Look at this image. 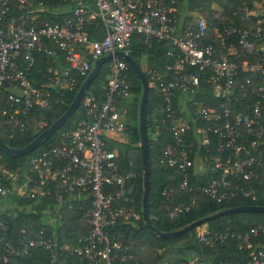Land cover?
Instances as JSON below:
<instances>
[{
	"label": "built area",
	"instance_id": "1",
	"mask_svg": "<svg viewBox=\"0 0 264 264\" xmlns=\"http://www.w3.org/2000/svg\"><path fill=\"white\" fill-rule=\"evenodd\" d=\"M182 1L0 0V121L7 138L23 133L22 119L31 109L48 108L49 90L72 92L75 77L85 78L95 60L114 52L129 54L132 36L137 34L147 45L167 42L172 48L164 54L171 64L163 68L171 78L166 80L152 69L144 72L148 88L162 100L171 139L158 163L180 172L179 188L185 193L197 191L215 204L250 197L233 180L264 182V65L242 55L264 58V20L251 22L252 13L242 4L241 20L247 26L235 28L232 21L225 23L220 13H213L211 20L220 27L207 37L208 12L195 9L190 22L182 26L178 14ZM45 14L52 21L44 19ZM96 20L102 35L90 39L84 30ZM37 55L45 63L38 79L33 73ZM127 66L118 57L101 66L102 99L84 94L82 118L58 131L51 146L28 160V174L18 188L6 186L17 176L0 164V199L14 194L69 214L77 204L89 229L74 244L58 247L69 264H122L130 252L109 230L139 219L128 206L132 201L126 189L133 175L119 169L117 151L107 148L126 130ZM206 85L214 101L210 105L195 100ZM198 158L200 175L212 176L205 185L192 187L189 172ZM162 194L167 196L165 190ZM187 208L176 206L169 218ZM27 232L21 227L18 240L11 242L7 226L0 222V264H10L13 257L22 259L29 250L52 253L54 243L41 237L26 239ZM226 235L205 225L196 228L198 243L208 248L222 244ZM256 238L264 241V225L237 236L245 264H264V246L254 243Z\"/></svg>",
	"mask_w": 264,
	"mask_h": 264
},
{
	"label": "trees",
	"instance_id": "2",
	"mask_svg": "<svg viewBox=\"0 0 264 264\" xmlns=\"http://www.w3.org/2000/svg\"><path fill=\"white\" fill-rule=\"evenodd\" d=\"M90 1V0H88ZM264 0H189V9H200L208 12L206 35L210 37L212 29L219 28L216 22L212 21V6L220 11V20L223 22L232 21L235 28L247 26V21L241 20L243 15V5H246L252 13L255 11V4L262 3ZM211 8V9H210ZM48 15V14H47ZM45 14L43 17L46 18ZM61 16L55 20L58 21ZM264 20V14L259 17ZM51 20V19H49ZM249 20L254 22L258 20L256 16H249ZM52 21V20H51ZM217 25V26H216ZM216 26V27H215ZM85 33L90 39H99L102 35L101 24L98 20L91 25L85 27ZM206 37V39H207ZM204 39V40H206ZM233 46L237 48V43L232 40ZM167 42L151 43L149 45L143 42L140 35L132 36L131 48L129 55L138 65L141 57L145 58L147 67H152V70L163 73L165 79L171 76L164 71V66L171 64V60L164 56L165 52L171 50ZM243 59L249 62H259L264 65V58L251 54L242 55ZM139 67V65H138ZM45 69L43 59L37 55L34 67V76L38 79L41 77L42 71ZM39 70V71H38ZM145 75V73L143 72ZM126 75L129 81L130 103L125 105L126 114V130L125 135L127 140L125 144L118 142H110L107 145L109 150H115L118 153L117 164L120 170L133 175L127 197L131 199L132 204L128 205L139 215V219L133 222L119 223L109 230V235L122 245L130 248V252L126 255V260L122 264H218L220 262H228L231 264H245L247 257L245 253L238 250L237 236L243 234L250 229L264 225V213H232L227 214L206 222L205 225L209 231L226 233L225 241L222 244L216 243L212 248H208L198 243L197 238L193 235L192 229L178 237L170 240L161 241L148 231L140 218V199H141V167L139 156L136 158L137 174H133V168L129 162L133 161L128 155L131 149L138 148V133H137V105L138 100L133 101L132 95L140 96V83L134 71L127 66ZM148 79V76H146ZM245 77V76H244ZM76 86L72 92L52 89L49 90L48 108L34 107L23 118L25 130L18 134L13 139L7 138V128L0 121V141L10 148H22L31 142L38 134H40L47 126L53 123L64 111L68 108L77 92L80 84L85 78L75 77ZM103 80V68H100L98 75L88 86L85 95L92 94L96 99L101 100L103 90L101 82ZM256 80H260L257 77ZM202 94L195 95L196 101H202L205 105L213 103L211 98V90L206 85ZM153 93V94H152ZM153 95V97H152ZM162 100L148 88L147 98L145 103V126L147 135V162L149 168V187L146 202V212L151 225L160 232H172L186 224L213 214L217 211L238 206H264V182L260 185L252 184L241 179H234L233 183L238 184L251 193L248 198L235 197L229 201H224L220 204L208 200L204 195L197 191L185 193L180 188L181 174L176 169L162 166L158 163V157L162 150L171 144L168 131L162 132L157 138L151 139L148 137L147 129L150 125V120L154 121L157 126H162L167 130L168 122L164 117ZM153 110H160V116L153 118ZM233 109V111H237ZM83 115L82 103L79 104L76 111L70 119L61 126L58 130L40 143L34 151L25 156H12L0 150V164L3 169L14 173L19 179L28 174V160L47 149L57 139V132L70 128L74 122L79 121ZM152 123V122H151ZM135 147V148H133ZM133 165V164H132ZM264 170V162L262 164ZM209 173L204 175H194L189 172V185L202 186L205 185L210 177ZM10 182L6 183L9 188ZM15 190V188H14ZM167 192V196L163 195V191ZM10 201L23 207H27L33 201L19 198L14 194L10 195ZM253 197V200L251 199ZM182 205L188 207L186 211H182L169 218V214L176 207ZM73 214L70 211L60 209L56 215L58 220L56 225H46L38 216L31 213L19 214L11 216L6 213L0 215V222L7 226V235L11 242L18 240V230L21 227L27 228L28 232L26 239L36 240L41 237L44 240H49L55 246L52 253L42 249L29 250L28 254L21 258H11L10 264H69L67 259H64L58 254V247L63 244L72 245L89 227L87 219L81 216V212L77 209V204L73 205ZM202 226V225H201ZM254 243L259 242L264 246L262 239H253ZM175 245H182V248H174Z\"/></svg>",
	"mask_w": 264,
	"mask_h": 264
},
{
	"label": "water",
	"instance_id": "3",
	"mask_svg": "<svg viewBox=\"0 0 264 264\" xmlns=\"http://www.w3.org/2000/svg\"><path fill=\"white\" fill-rule=\"evenodd\" d=\"M116 57L123 59L127 63V65L134 71L136 77L139 80L141 87L140 96L137 105V133H138L139 159H140V167H141V186H142L141 199H140V218L142 220L143 226L159 240L164 241L178 237L186 232H189L192 229H195L205 224L210 220H213L215 218L227 214L246 213V212L264 213V206H238L234 208H227L224 210L217 211L213 214L207 215L203 218L190 222L185 226L180 227L172 232H167V233L160 232L151 225L146 212V202H147L148 187H149V168L147 162L148 150H147V135H146V126H145V103L148 92V84L145 75L143 74L141 69L138 67L136 62H134V60L131 58L129 54L114 52L112 54H107L106 56L95 60L92 64L91 70L89 71L88 75L80 84L70 105L61 116H59L53 123L47 126L40 134H38L31 142L26 144L24 147L14 149L7 147L0 141V150L12 156H25L31 153L32 151H34L35 148L40 143H42L47 138H49L53 134V132L58 130L70 119L72 114L76 111L79 104L81 103L82 98L88 86L98 75L101 66L105 64L107 61H109L111 58H116ZM174 248H182V245H175Z\"/></svg>",
	"mask_w": 264,
	"mask_h": 264
},
{
	"label": "rangeland",
	"instance_id": "4",
	"mask_svg": "<svg viewBox=\"0 0 264 264\" xmlns=\"http://www.w3.org/2000/svg\"><path fill=\"white\" fill-rule=\"evenodd\" d=\"M211 6H213V5H210V7ZM213 8H214V6H213ZM211 10L213 11L211 15H213V13L214 14L220 13L219 10H216V11L214 9H211ZM252 13L254 16H256L259 19V17L262 16V14H264V1L262 3L255 4V11ZM211 15H210V18H212ZM136 61H138L139 68L141 69L142 72H145V70L152 68V67L146 66L144 57H141L139 59L136 58ZM152 97H153V95H152ZM132 98H133V101H135V100H138L139 96L132 95ZM130 101H131V99H130ZM160 113H161L160 110H153L152 116H153V118H155V121L160 116ZM161 131L165 132V133L167 132V130L163 127V125L157 126L153 120L152 121L150 120V125H149V128L147 129L148 137L155 140V138H157V136L159 134H161ZM126 140H127V136L124 134V136L120 137L118 141H114V142L125 144ZM133 148H135V147H133ZM128 155L133 160V161L129 162V164H131L130 166L133 168V174L136 175L137 169H138V168H136V166H137L136 158L139 156V151H137L136 149H131L128 152ZM201 167H202L201 161L198 158L195 160V167L193 169V173L195 175L200 174L202 171H199L198 168H201ZM25 176L26 175L21 177V179H19L17 177L14 180H10L9 182H10L11 186L18 188L19 183H21V181L23 180V178ZM129 189L130 188L128 187L126 189V191L129 192ZM35 203L36 202L30 203V205L27 206V208H26V207L19 206V205L12 203L10 201V197L2 198V199H0V215H3L4 213H6L8 215L16 216L19 214L31 213V214H35L36 216H38L48 226L49 225L54 226V225H56V223H58L57 222L58 220L56 219V215H57L58 211H56L54 208L53 209L52 208L47 209V206H45V205L44 206H37ZM46 205L49 206V204H46ZM31 206H32V208H31ZM42 214H44V215H42ZM193 235L196 237V229L193 231Z\"/></svg>",
	"mask_w": 264,
	"mask_h": 264
},
{
	"label": "crops",
	"instance_id": "5",
	"mask_svg": "<svg viewBox=\"0 0 264 264\" xmlns=\"http://www.w3.org/2000/svg\"><path fill=\"white\" fill-rule=\"evenodd\" d=\"M212 9H214L215 11L216 10H218V9H216L215 7L213 8V6H212ZM178 14H179V20H180V22H181V24H182V26H186L189 22H190V20H191V16H194L196 13H195V9H189V2H187V0H186V2H185V0H183L179 5H178ZM199 173V172H198ZM194 174V173H193ZM197 174V173H196ZM195 175V174H194ZM199 175V174H198ZM23 181V180H22ZM22 186H24L23 184H22ZM9 197V196H8ZM6 198V197H5ZM33 202H36L35 204L37 205V206H47V209H50L51 208V206H48V205H46V204H48V203H46V202H43V201H33ZM32 202V203H33ZM18 205V204H17ZM20 206V205H19ZM27 208V207H26ZM31 208H32V206H31ZM53 209V208H52ZM42 215H44V214H42ZM12 216V215H11ZM45 217V216H44Z\"/></svg>",
	"mask_w": 264,
	"mask_h": 264
}]
</instances>
